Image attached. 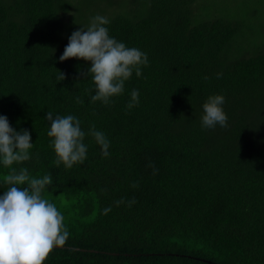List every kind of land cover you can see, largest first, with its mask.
<instances>
[{"label": "trees", "instance_id": "16d2710c", "mask_svg": "<svg viewBox=\"0 0 264 264\" xmlns=\"http://www.w3.org/2000/svg\"><path fill=\"white\" fill-rule=\"evenodd\" d=\"M97 15L148 57L108 104L91 100L90 61L59 60ZM217 95L228 126L205 129ZM49 111L80 120L83 164L54 163ZM0 116L30 132L13 167L51 175L42 196L69 232L43 264H264V0H0Z\"/></svg>", "mask_w": 264, "mask_h": 264}, {"label": "clouds", "instance_id": "9594fccd", "mask_svg": "<svg viewBox=\"0 0 264 264\" xmlns=\"http://www.w3.org/2000/svg\"><path fill=\"white\" fill-rule=\"evenodd\" d=\"M108 23L106 17L95 16L90 27L86 30L81 27L71 34L59 57L61 62L70 58L91 62L88 71L81 75H91L96 86V94L91 100L104 104L110 103L111 97L122 94L125 81L132 76L133 69L139 77L142 74L140 66L148 65L146 53L127 48L123 42L109 36L108 29L104 27ZM58 72L57 80L63 81L65 74ZM138 97V90H133L129 108L138 104ZM82 102L77 97V103ZM224 103L225 97L221 95L208 98L203 105V128L228 126V117L222 107ZM45 119L50 122L47 135L52 138L56 166L63 164L71 169L77 163L83 164L87 159V146L83 142L86 133L81 129L80 120L73 115L54 118L50 111ZM90 133L101 146L102 155L108 157L110 145L104 133L96 131L95 125H92ZM32 147L27 129L16 131L6 116H0V163L10 170L4 175V183L10 187L0 196V264H43L55 248H63L69 237L63 215L42 196L45 187L52 183L51 175L36 178L30 176L26 168L17 171L13 167L30 159L29 150ZM24 185L26 187H20ZM123 202L117 201V206ZM133 203L134 199L129 201V206ZM109 211L110 207L103 209L104 214Z\"/></svg>", "mask_w": 264, "mask_h": 264}, {"label": "rangeland", "instance_id": "374dc122", "mask_svg": "<svg viewBox=\"0 0 264 264\" xmlns=\"http://www.w3.org/2000/svg\"><path fill=\"white\" fill-rule=\"evenodd\" d=\"M240 5H243L244 0H237Z\"/></svg>", "mask_w": 264, "mask_h": 264}]
</instances>
